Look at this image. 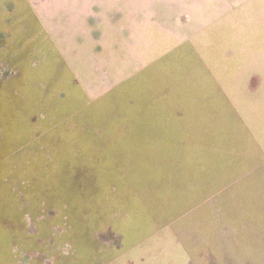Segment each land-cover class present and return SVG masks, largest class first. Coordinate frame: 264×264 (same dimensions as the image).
<instances>
[{
    "label": "rangeland",
    "instance_id": "rangeland-1",
    "mask_svg": "<svg viewBox=\"0 0 264 264\" xmlns=\"http://www.w3.org/2000/svg\"><path fill=\"white\" fill-rule=\"evenodd\" d=\"M41 22L57 67L22 75ZM0 83V264H264V0H0ZM35 149L94 170L70 219L24 198Z\"/></svg>",
    "mask_w": 264,
    "mask_h": 264
},
{
    "label": "crops",
    "instance_id": "crops-1",
    "mask_svg": "<svg viewBox=\"0 0 264 264\" xmlns=\"http://www.w3.org/2000/svg\"><path fill=\"white\" fill-rule=\"evenodd\" d=\"M27 33L30 35V38L28 41L24 42H22V38L16 37V39H14L10 35L8 51L5 55L12 57L11 59L13 64L21 71L20 74L22 75L30 74L31 70H26V68L29 67V69H32V71L43 72L44 67H46L45 65L47 64H49L55 71L58 62V57L56 55L58 51L54 43H52L53 41L48 35L43 23L41 22L39 25H36L35 23L34 25H27V28H25V34ZM38 39L40 40L43 47V50H40V52L34 51L29 46V43H35ZM34 60L36 62L33 63ZM72 75L74 74L72 73ZM1 84L2 83H0V85ZM2 99L3 105L5 106L3 111L7 112L8 116H11V107L15 106L12 104L13 95L10 90L5 91L4 97H2ZM25 116L26 115L24 114L21 118H19L18 115H16L18 121L25 122L27 124V129L21 132L19 137H22L21 140L24 141L28 138H31L29 134L30 125L35 124L36 122L34 117L28 120V118ZM9 132L10 131H8V133ZM54 132L55 131L53 130L45 129V131L41 134H35H37V136L39 135L37 138H41L53 136L55 134ZM8 133L6 131L5 125L0 124V137L8 140L5 141V143L8 142V144L3 148L2 156H10L15 152V148L11 146L14 139H10L8 137ZM77 133L80 134L79 132ZM66 151H64V149L61 151L59 149H35L27 152L26 158L23 160L25 171L22 180H24L28 185V189L24 191L25 195L23 194L27 202L38 205L37 207H39L41 204L47 205V207L52 205H60V211L62 212L61 216H66L68 219H70L73 216L71 212H73L74 205L86 203L87 196L84 195L83 190H86L91 186L88 182L91 180V176L96 175L94 170H90V172H81L84 170H74L69 174V170L66 169V162L70 160H65L64 158L60 157V155H69V153H65ZM69 152H71V150H69ZM70 155H72V153H70ZM73 164H75L74 160ZM259 233L264 235L263 231H257L256 228L255 234L259 235ZM46 248L49 247H42L44 250ZM53 248L55 249V247ZM74 248L78 251L82 250L88 253L87 257H90L91 259L93 247ZM132 249L133 247H120L119 251L121 254H124Z\"/></svg>",
    "mask_w": 264,
    "mask_h": 264
}]
</instances>
